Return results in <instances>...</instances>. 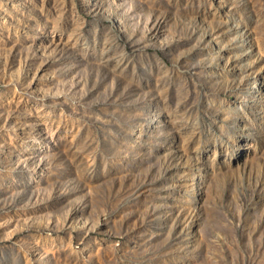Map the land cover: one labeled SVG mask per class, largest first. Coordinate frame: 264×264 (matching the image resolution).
<instances>
[{
    "label": "rangeland",
    "instance_id": "1",
    "mask_svg": "<svg viewBox=\"0 0 264 264\" xmlns=\"http://www.w3.org/2000/svg\"><path fill=\"white\" fill-rule=\"evenodd\" d=\"M0 264H264V0H0Z\"/></svg>",
    "mask_w": 264,
    "mask_h": 264
}]
</instances>
